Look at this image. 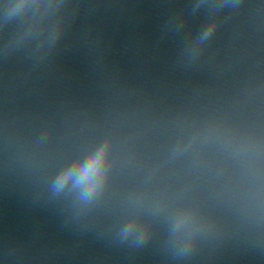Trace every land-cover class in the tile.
Returning a JSON list of instances; mask_svg holds the SVG:
<instances>
[{"label": "water", "instance_id": "obj_1", "mask_svg": "<svg viewBox=\"0 0 264 264\" xmlns=\"http://www.w3.org/2000/svg\"><path fill=\"white\" fill-rule=\"evenodd\" d=\"M160 0H0V201Z\"/></svg>", "mask_w": 264, "mask_h": 264}, {"label": "clouds", "instance_id": "obj_2", "mask_svg": "<svg viewBox=\"0 0 264 264\" xmlns=\"http://www.w3.org/2000/svg\"><path fill=\"white\" fill-rule=\"evenodd\" d=\"M96 162H97V161L94 160L92 164L88 165V166L85 168V170H84V175H85V176L90 175V174L95 170ZM71 176H72V173L69 172V173L67 174V177H66L65 179H67V178H71ZM62 186H63V184L61 183L60 187H62Z\"/></svg>", "mask_w": 264, "mask_h": 264}]
</instances>
